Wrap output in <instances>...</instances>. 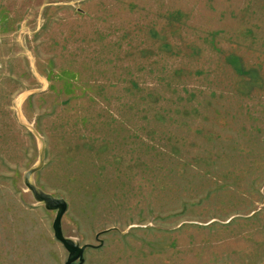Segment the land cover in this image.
Instances as JSON below:
<instances>
[{"label": "rangeland", "instance_id": "374dc122", "mask_svg": "<svg viewBox=\"0 0 264 264\" xmlns=\"http://www.w3.org/2000/svg\"><path fill=\"white\" fill-rule=\"evenodd\" d=\"M40 194V195H39ZM264 264V0H0V264Z\"/></svg>", "mask_w": 264, "mask_h": 264}, {"label": "water", "instance_id": "95a60500", "mask_svg": "<svg viewBox=\"0 0 264 264\" xmlns=\"http://www.w3.org/2000/svg\"><path fill=\"white\" fill-rule=\"evenodd\" d=\"M45 197L48 198L51 202H54V203L57 202L56 200L52 199L49 196H45ZM56 205L57 207H61V211L59 212L54 222L55 236L65 246V248L70 253V255H72L65 264H72L73 262L78 261V260L80 261L79 264H84V257H83L84 247L77 245L71 240H68L67 238H65V236L61 232L60 224H61L62 216L66 210V206L63 203V201L57 202Z\"/></svg>", "mask_w": 264, "mask_h": 264}, {"label": "flooded vegetation", "instance_id": "af4514ba", "mask_svg": "<svg viewBox=\"0 0 264 264\" xmlns=\"http://www.w3.org/2000/svg\"><path fill=\"white\" fill-rule=\"evenodd\" d=\"M79 263H80V261L78 260V261L73 262L72 264H79Z\"/></svg>", "mask_w": 264, "mask_h": 264}]
</instances>
